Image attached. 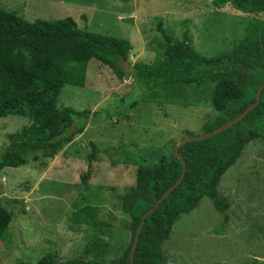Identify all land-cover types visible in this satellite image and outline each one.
Here are the masks:
<instances>
[{"label":"rangeland","instance_id":"rangeland-1","mask_svg":"<svg viewBox=\"0 0 264 264\" xmlns=\"http://www.w3.org/2000/svg\"><path fill=\"white\" fill-rule=\"evenodd\" d=\"M0 7L28 21L71 16L80 27L129 39L131 64L154 60L161 43L158 19L177 38L188 31L203 55L233 52L244 65L264 63V13L244 12L228 1L0 0ZM214 85L200 80L148 93L135 77L119 79L100 61L88 62L84 86L66 84L57 99L59 107L92 112L83 132L51 158L38 151L27 164L0 170V205L14 214L0 238V264H35L48 252L57 261L114 257L130 239L119 195L135 182L132 158L145 149L169 147L186 130L201 134L205 121L216 113L211 105ZM134 100L138 104L131 107ZM28 123L25 116L0 117V146L8 144V133ZM90 141L98 151L83 183ZM217 189L229 202L228 223L223 225L213 200L202 196L195 209L175 220L161 246L162 264L264 263L260 138L245 145Z\"/></svg>","mask_w":264,"mask_h":264},{"label":"trees","instance_id":"trees-1","mask_svg":"<svg viewBox=\"0 0 264 264\" xmlns=\"http://www.w3.org/2000/svg\"><path fill=\"white\" fill-rule=\"evenodd\" d=\"M227 1L244 12L264 13V0H217L218 4ZM157 29L161 43L154 60L131 64L129 55L133 45L129 39L80 27L71 16L28 21L17 12L0 7V117L20 115L30 120L7 134L8 144L0 146V170L25 165L28 157L38 151L51 158L83 132L92 112L59 107L57 99L66 84L84 86L87 64L92 59L109 67L119 79L135 77L148 93L179 83L214 81L211 105L216 113L205 121L202 133L229 121L254 101L255 91L264 80V63L244 65L233 52L206 56L193 47L188 31L177 38L162 26L161 19ZM137 104L134 100L131 107ZM185 133L193 135L189 130ZM255 138L264 144V89L258 104L232 127L179 147L186 162L184 178L146 216L133 264H162L161 246L169 238L175 220L195 209L204 195L222 213L223 225L228 223L229 202L219 194L217 186L223 173L239 159L245 145ZM89 143L91 151L87 156L88 170L81 175L83 183L90 175L98 151L93 141ZM167 144L170 146L145 149L132 158L137 165L135 182L119 195L120 209L128 216L125 228L130 233L129 242L122 250L108 261L80 256L57 261L48 252L35 264H130L129 251L142 214L182 171L180 158L173 156L177 142ZM13 218V212L0 205V238ZM251 264L264 263L253 260Z\"/></svg>","mask_w":264,"mask_h":264},{"label":"water","instance_id":"water-1","mask_svg":"<svg viewBox=\"0 0 264 264\" xmlns=\"http://www.w3.org/2000/svg\"><path fill=\"white\" fill-rule=\"evenodd\" d=\"M264 89V80L262 81V83L257 87L256 91H255V99L254 101H252L241 113H239L237 116L233 117L232 119H230L229 121L225 122L224 124L216 127L215 129L208 131L206 133H201V134H197V135H191V136H186L184 138H182L180 141L177 142V144L175 145L174 149H173V156L175 158H180L181 162H182V171L180 176L178 177V179L172 183L155 201V203L152 205V207H150L149 209H147L141 216L136 229H135V234H134V238L130 247V251H129V262L130 264H133V256H134V252L135 249L137 247L138 244V240H139V235H140V231L142 229V226L144 224L145 218L148 214L152 213L157 206L162 202V200L173 190L175 189L182 181V179L184 178L185 172H186V162L183 158V156L180 154L179 152V147H181L182 145H184L185 143L189 142V141H196V140H203L206 138H209L217 133H220L221 131L232 127L234 124H236L237 122H239L248 112H250L260 101V94L262 92V90Z\"/></svg>","mask_w":264,"mask_h":264}]
</instances>
